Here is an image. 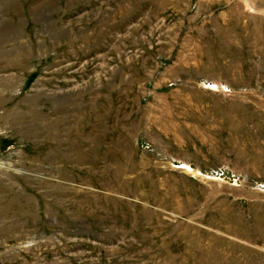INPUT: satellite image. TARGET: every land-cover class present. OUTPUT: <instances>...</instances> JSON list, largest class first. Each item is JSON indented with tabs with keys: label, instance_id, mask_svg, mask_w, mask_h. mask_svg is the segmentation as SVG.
<instances>
[{
	"label": "rangeland",
	"instance_id": "1",
	"mask_svg": "<svg viewBox=\"0 0 264 264\" xmlns=\"http://www.w3.org/2000/svg\"><path fill=\"white\" fill-rule=\"evenodd\" d=\"M0 264H264V0H0Z\"/></svg>",
	"mask_w": 264,
	"mask_h": 264
}]
</instances>
